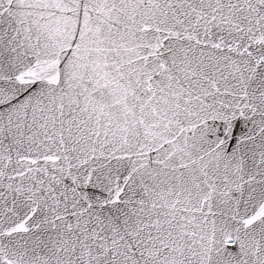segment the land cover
Returning a JSON list of instances; mask_svg holds the SVG:
<instances>
[{
    "label": "snow or ice",
    "instance_id": "snow-or-ice-1",
    "mask_svg": "<svg viewBox=\"0 0 264 264\" xmlns=\"http://www.w3.org/2000/svg\"><path fill=\"white\" fill-rule=\"evenodd\" d=\"M0 264H264V0H0Z\"/></svg>",
    "mask_w": 264,
    "mask_h": 264
}]
</instances>
